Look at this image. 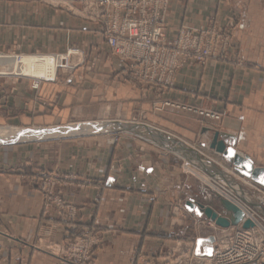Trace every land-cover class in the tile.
I'll return each instance as SVG.
<instances>
[{"label": "crops", "instance_id": "1", "mask_svg": "<svg viewBox=\"0 0 264 264\" xmlns=\"http://www.w3.org/2000/svg\"><path fill=\"white\" fill-rule=\"evenodd\" d=\"M52 2L0 0V52L59 54L75 46L84 51L85 61L71 80L61 73L37 90L29 79L0 77V126L135 123L224 167L234 169L216 147L232 146L264 168V0H169V37L181 27L199 28L212 19L231 27L242 65L233 60L190 62L177 71L172 87L154 93L116 79L120 61L110 54L95 23L80 16L81 0H72L68 9ZM162 99L216 111L221 119L207 127L205 119L202 123L191 112L155 109L154 101ZM214 132L221 134L218 142L224 146L212 147ZM104 133L0 144V264H67L48 247L87 231L98 241L91 264H161L168 259L167 250L205 237L204 229L218 230L208 219L172 207L177 199H192L217 209L209 193L202 195L207 171L157 142L164 140L156 133L157 141L144 129L119 131L115 139ZM195 169L198 174L191 175ZM207 169L212 171V165ZM40 171L71 176L61 191L77 207L72 223L44 212L31 183Z\"/></svg>", "mask_w": 264, "mask_h": 264}, {"label": "built area", "instance_id": "2", "mask_svg": "<svg viewBox=\"0 0 264 264\" xmlns=\"http://www.w3.org/2000/svg\"><path fill=\"white\" fill-rule=\"evenodd\" d=\"M167 3L168 0L86 1V16L104 21V38L111 53L122 62L123 75L145 88L170 86L176 71L187 61L192 59L204 62L210 57H218L228 45L229 36L216 28L195 33L181 29L175 38L167 39L164 26ZM74 51L76 54L78 50ZM71 52L73 50L67 54ZM54 55L60 57V61L64 58L61 54ZM59 66H62L61 62ZM42 80L48 81L35 78L32 87L38 88ZM164 105L179 106L169 101L164 102ZM182 108L186 106L182 105ZM252 186L258 191L264 189L255 184ZM64 204L59 206L63 208ZM67 206L72 216L75 208L71 204ZM241 210L244 213L243 221L246 218L256 221L248 208ZM88 239L92 240L93 237L74 242L73 248L78 255L72 257L70 264H91L92 254L86 246ZM184 252L188 261L177 257L164 264H264V226L256 223L251 228L234 226L219 230L212 243V254L208 258L198 256L194 246ZM136 264L151 263L140 260Z\"/></svg>", "mask_w": 264, "mask_h": 264}, {"label": "rangeland", "instance_id": "3", "mask_svg": "<svg viewBox=\"0 0 264 264\" xmlns=\"http://www.w3.org/2000/svg\"><path fill=\"white\" fill-rule=\"evenodd\" d=\"M54 1L55 2H52V3L55 4L56 6L68 9L72 0H54ZM86 1L87 0H81L82 8L79 10L80 16L86 20H89V21L95 23V25L99 28V31L101 33V38L106 43V45L110 51V54L113 57H115L117 60H119L114 54L111 53V50L107 44V41L104 38V33H103V28L105 26L104 21L100 18L93 19L89 15L86 16V13H85ZM168 4H169V0L167 3V6H166L165 12H164L165 36L167 39L175 38L181 29H186V30L191 31L192 33H195L197 31H200L203 29L216 28V29L220 30L221 32H223L229 36L228 45H227L226 49L223 50L221 52V54L218 55V57H213V58L210 57L207 60H205L204 62H200L198 60H192L191 59V60L187 61L185 63V65L189 64L190 62H196L200 65H205L210 60H214V61H217V60H223V61L224 60H233L234 62H236L237 65H242V61L240 60L238 53H236V49H234V41H233L234 35H233L231 27L219 25L215 21H213L212 19H210L206 25L199 27V28L181 27L180 29H178L176 31V33L174 35L169 37L167 35V26H166V22H165V15H166V11L168 8ZM74 49L78 50L76 54H74L75 53ZM70 50L71 51L73 50V52H71L70 54H67V52ZM0 53L11 54V53H5V52H0ZM59 54H61L64 57L61 61L59 59L58 66L60 65V62H61L62 66H59V67L57 66L55 77L53 78L52 81L58 79L60 77L61 73H64L66 75V78L71 80L73 78V75H72L73 70L77 66L84 63L85 53L79 47L71 46L64 53H59ZM52 55H54V54H52ZM120 64H121V68H120V70L116 71L114 76L121 83L136 85L138 87L143 88L147 92L151 91L153 93L155 91L165 90V89H168V88L173 86L174 80L170 86L158 85V86H155L154 88H148V87L145 88L144 86L137 85V84L133 83L131 81V79H129V77H125L123 75V73L121 72V70H122V62L121 61H120ZM182 67H180V68H182ZM3 68H4V65H0V77L16 76L19 78L29 79L30 80V86L33 90H37L40 87L42 82L51 81V80H48V81L42 80L41 83L39 84L38 88H33L32 83L35 80V77L23 76V75H20L18 72H13L12 70L6 71V70H3ZM2 71H6V73H1ZM177 71H176V73H177ZM176 73H175V75H176ZM175 75H174V78H175ZM37 79H39V78H37ZM166 101L173 102L176 104L178 103L176 101H172L169 99H162L160 101L159 100L154 101L153 107L157 110L162 109L164 107H174V108L182 109L184 111L191 112L195 115H198L200 117V121L202 123H205V120H206L207 124H205V125L207 127L208 126L210 127V125H209L210 122L218 121L221 119V114L216 112V111H213V110L202 109L198 106L190 105V104L185 105L186 108L183 109L182 105H184V104L178 103L179 104L178 107L177 106H171V105H164V102H166ZM188 108H190V109H188ZM201 112H203V113H201ZM206 113H208V114H206ZM216 116H217V118H216ZM84 123H85V121L78 122L76 124L81 125ZM2 128L19 129L20 127L0 126V129H2ZM21 130H23V129H21ZM31 131L37 132L39 130L33 129ZM118 132L119 131H111V132H105L104 134H105V137L107 139H115L116 136L118 135ZM74 137H81L82 138V137H88V135L87 134H84V135H73V134L69 135V134H67L64 136H56V137H54V136H41V137H37V138H33V139H23V138L20 139L19 138L18 140H16V139L8 140V141L0 140V144L6 143V142H11V141H24V140L26 141V140H35V139L59 140V139H69V138H74ZM212 137H213V135H212ZM197 151H199V150H197ZM199 152L212 165H215L216 167H218L224 175V180H218L215 177L207 175L208 178L206 177L205 179L206 180L208 179L207 180L208 183L206 185L202 186V193H203L202 195L206 196L207 195L206 193H209L208 195H210L212 197V199L215 201V203L217 205V209H215V210L218 213L225 215L227 213V211L221 205L218 204L217 200L219 197H222L225 199L230 198L233 200L232 202L235 203V205L239 206V208L241 207L242 209L244 208L245 210H246V208H248L249 213L251 215H253V217L256 219V221H254V222H252V220H251V222L253 223V225L251 227L256 226V223H260L261 225L264 226V189L261 191H258L252 185L255 184V185H258V186L263 187V188H264V186L256 183L255 181L251 180L250 178L243 176L242 174L238 173L234 169H230V168H227V167L220 165L219 163H216L214 160H212L209 157H207L206 155H204L201 151H199ZM195 170L192 171L193 174H191V175H194V174L197 175L198 174V172H197L198 169H195ZM66 180H71V176L70 177L63 176V175L61 176L54 171H51V172L40 171V172H37L31 176L32 186H34L36 191H38L40 193V196H41L40 201H41V205L43 207L44 212H46L48 215H51V217H54V219L57 221H62L65 223H72L73 220L77 216V207L69 199H65L63 197L61 187H62V185H64V182ZM247 190L249 192H247ZM179 200L181 201V199L175 200L173 205H172L173 211H176V209H178L177 213H178V211L182 212V211H185L187 209L184 201L178 202ZM197 202L201 203L200 201H197ZM63 204H64V207L61 208L59 205H63ZM68 204L69 205L71 204L75 208V212L72 216L70 214L69 208H67ZM204 205H206V204H204ZM179 216L183 217V213L181 215L177 214V217H179ZM200 217L206 218L204 215H202ZM243 218L237 225H231L229 227L242 226ZM246 219H249V218H246ZM210 222H212V221H210ZM212 223H214V222H212ZM217 227H218V230H216V232H210L207 229H204L202 234H204L205 237H208V236L215 237L218 234L219 230L224 229V228L219 227V226H217ZM251 227H249V228H251ZM226 228H228V227H226ZM87 237H91V238L93 237L92 240L88 239V242L86 244L87 249L90 248V252L92 254V250H93L94 246L98 243V241H97V239L95 240L94 234L91 231L84 232L83 234L77 235V236H69L68 240L66 241L65 244L54 245L52 247H48V249L54 255L58 256L63 262H66L64 260H68L67 264H70L72 259H73L72 257H75V255H78L77 251L73 248L74 242H76L78 239L80 240V239L87 238ZM195 240L193 239V240L188 241V242L179 243L180 244L179 247H176L175 249L172 248L173 250L172 249L167 250L166 256L168 259L161 264L168 263L170 260L176 259L177 257H181V259L188 261L187 258H185L186 253L184 251L189 249L190 246H194V248H195ZM213 242H214V240H213ZM212 243H211V246H212ZM197 255L201 256V257L203 256V255H199V254H197ZM92 257H93V255L91 256V260H92ZM205 257L208 258L209 256H205ZM186 264H187V262H186Z\"/></svg>", "mask_w": 264, "mask_h": 264}, {"label": "water", "instance_id": "4", "mask_svg": "<svg viewBox=\"0 0 264 264\" xmlns=\"http://www.w3.org/2000/svg\"><path fill=\"white\" fill-rule=\"evenodd\" d=\"M86 127L81 130H74L73 132L56 135L54 133V130L56 129H66L70 128L71 126H77L80 124H72L67 125L63 127H48V128H19L23 130H33V129H40L43 131L50 132L49 135H43V136H64V135H84V134H93V133H99V132H111V131H133V132H141L142 129L147 131V134L152 139H157L154 137V133L158 137L164 140V143L162 140L157 141L160 144H164L166 147H169L171 150H173L176 153H179L183 158H185L190 163L194 164L195 166L207 171L210 176L215 177L218 180H224V175L222 171L218 168H215L206 158H204L199 151L192 147H188L186 145H183L180 143L179 140L173 139L167 136L161 135L158 131L155 130L153 132L150 127L145 125H138L135 123H127V122H120V121H100V122H85ZM75 128V127H74ZM71 129V128H70ZM221 136L220 133L214 132L212 137V147H215V144H221L224 146V143L222 141L218 142V137ZM41 137V136H40ZM20 137H16V140H18ZM166 142H170L169 145H166ZM216 149L219 152H223L226 157L230 159V164L234 168L235 171L242 174L243 176L250 178L251 180L255 181L256 183L264 186V168L263 167H256L253 165L252 161L248 156H242L239 153H237L232 146L227 147L225 149L224 147H216ZM209 165H212L213 170L210 171L207 169ZM218 204L221 205L227 213L225 215H222L218 213L211 205H204L203 203H199L197 201H194L192 199H189L186 201L185 206L186 208L194 212L197 216L204 215L207 219L214 222L215 225L226 228L231 225H237L242 218L244 217L243 211L235 205L233 202L229 201L228 199L219 197L217 200ZM253 225L251 220L246 219L242 223L243 228H249ZM214 237L208 236V237H199L195 240V252L196 254L203 255V256H210L212 254V246L211 243L213 242Z\"/></svg>", "mask_w": 264, "mask_h": 264}, {"label": "bare ground", "instance_id": "5", "mask_svg": "<svg viewBox=\"0 0 264 264\" xmlns=\"http://www.w3.org/2000/svg\"><path fill=\"white\" fill-rule=\"evenodd\" d=\"M59 57L52 54H21L19 56L11 54L0 53V65H4L3 70H12L13 72H18L20 75L35 77L39 79L50 80L55 77L57 66L59 64ZM2 71L1 73H6ZM16 74V73H15ZM75 127V128H74ZM85 125H75L66 129H56L54 133L56 135H61L74 130H81ZM39 131L31 130H21L16 128H2L0 129V140L8 141L20 137V139H33L43 135H49L50 132H45L40 129ZM229 201H233L228 198ZM235 204V203H234Z\"/></svg>", "mask_w": 264, "mask_h": 264}]
</instances>
